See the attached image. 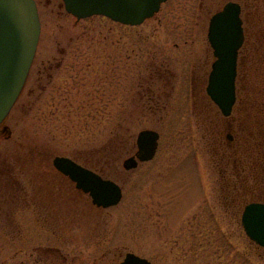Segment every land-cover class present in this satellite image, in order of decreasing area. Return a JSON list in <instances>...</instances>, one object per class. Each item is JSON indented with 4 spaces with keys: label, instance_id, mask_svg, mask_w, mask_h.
I'll return each instance as SVG.
<instances>
[{
    "label": "rangeland",
    "instance_id": "1",
    "mask_svg": "<svg viewBox=\"0 0 264 264\" xmlns=\"http://www.w3.org/2000/svg\"><path fill=\"white\" fill-rule=\"evenodd\" d=\"M35 1L40 40L0 125V264H62L55 251H44L48 245L71 251L64 264H100L108 250L109 264L127 252L153 264H264V248L241 221L246 204L264 201V173L252 166L264 141L255 133L264 123V65L252 63L249 85L240 49L228 117L206 91L215 59L209 21L230 0H167L138 25L97 14L77 19L63 0ZM231 1L247 4L245 33L257 12L264 27V0ZM157 71L175 76L155 80ZM250 91L256 106L246 101L243 109L240 98ZM153 104L160 109L150 110ZM143 129L160 132L157 153L125 169ZM58 155L117 182L121 201L94 205L56 169ZM74 253L80 257L72 261Z\"/></svg>",
    "mask_w": 264,
    "mask_h": 264
},
{
    "label": "water",
    "instance_id": "2",
    "mask_svg": "<svg viewBox=\"0 0 264 264\" xmlns=\"http://www.w3.org/2000/svg\"><path fill=\"white\" fill-rule=\"evenodd\" d=\"M167 0H64L66 9L78 19L104 15L123 24L138 25L152 17ZM241 4L227 2L210 18L208 39L215 60L209 75L207 93L225 116L232 113L237 100L239 50L245 41ZM41 33V21L35 0H0V125L18 100L29 75ZM9 137L11 131L3 129ZM160 135L154 129L141 130L138 150L126 158L123 166L133 169L139 161L154 157ZM54 165L69 176L76 187L88 193L100 207L118 204L122 187L111 179L78 164L66 156H56ZM242 225L248 237L264 247V202L248 203L242 213ZM119 264H151L145 257L128 252Z\"/></svg>",
    "mask_w": 264,
    "mask_h": 264
},
{
    "label": "trees",
    "instance_id": "3",
    "mask_svg": "<svg viewBox=\"0 0 264 264\" xmlns=\"http://www.w3.org/2000/svg\"><path fill=\"white\" fill-rule=\"evenodd\" d=\"M255 4L257 5H260L262 0H252ZM254 4V5H255ZM249 5V4H248ZM247 7V4L243 7L245 8ZM255 14V12L252 14V16ZM263 14V15H262ZM249 16V14H248ZM248 16H246V19L248 21ZM259 17L261 19H264V12L259 14ZM252 18V31H249V27H246V39L247 37L249 38L250 36L252 37L250 40L253 41V43L251 44L249 41H247V44L245 46H242V50H244L243 54H244V59L242 58L243 62H242V65H247L248 67L244 68L242 74H241V78H244L246 80H248V84L250 85L251 81H249V77H250V72L252 73V75L255 74V67L253 66V64L255 63H259V64H263L264 65V27L260 26V24H258V12L256 13V15L254 17H251ZM251 18H250V21H251ZM255 27H258V29H255ZM246 43V41H245ZM248 44L250 45V48L248 46ZM247 48L248 51L246 50ZM255 55H256V58H257V61L255 62ZM240 56V55H239ZM254 56V61L252 62V58ZM249 62L251 63L249 65ZM253 63V64H252ZM239 64H241L239 62ZM258 64V65H259ZM262 65V66H263ZM249 66H250V69H249ZM250 70V72H248ZM239 73V71H238ZM248 89V87H247ZM250 98L246 97L247 100H243L242 98H240V103L239 105H241V107L243 109H248V107H251V106H256V96L254 97L253 95V92L250 91ZM244 98V96H243ZM248 101V107H247V102ZM263 104H261V106H264V102H262ZM250 105V106H249ZM260 110H263L264 111V107H260ZM241 111V110H240ZM258 120V119H257ZM259 125L256 126V135H257V140L258 139H264V123H258ZM252 127L251 128V133L254 132V122L252 124ZM245 131V129H244ZM254 135V133H253ZM259 146H257L258 150H259V156H260V162L259 164H256V162L252 161V166L253 168H257L256 165H258V169L260 170V173L263 172L264 173V141L263 142H260L258 143ZM230 144H227V147L228 149L231 148L229 147ZM243 162V160H242ZM249 170H251L249 168ZM252 171V170H251ZM256 175V174H255ZM259 246V245H257ZM260 248H264V247H261L259 246Z\"/></svg>",
    "mask_w": 264,
    "mask_h": 264
},
{
    "label": "flooded vegetation",
    "instance_id": "4",
    "mask_svg": "<svg viewBox=\"0 0 264 264\" xmlns=\"http://www.w3.org/2000/svg\"><path fill=\"white\" fill-rule=\"evenodd\" d=\"M158 73H153V75H152V78H154V77H157L155 80H164V81H166V80H170V79H173L174 78V74L172 73V72H170V71H167V72H165V71H157ZM156 75V76H155ZM152 94H155V93H152ZM152 97V96H151ZM142 98H143V96H142ZM153 100V99H152ZM154 101V100H153ZM150 106H153V108L152 107H150V110L151 109H153V110H158V109H160V107L157 105H150ZM164 106V105H163ZM160 137H161V134H160ZM228 137H229V139L230 140H232L233 139V137L231 136V135H228ZM229 144V143H228ZM230 145H231V143H230ZM159 147V146H158ZM73 159V158H72ZM76 161V160H75ZM77 162V161H76ZM79 163V162H78ZM81 164V163H80ZM85 167H87V166H85ZM87 168H89V167H87ZM89 169H91V170H94V169H92V168H89ZM95 171V170H94ZM64 175V174H63ZM65 176V178H67L68 180H70L66 175H64ZM72 182V181H71ZM73 183V182H72ZM75 189H77L76 187H75ZM77 190H79V189H77ZM79 191H81V190H79ZM47 219V218H46ZM48 220V219H47ZM65 240V239H64ZM63 240V242L64 243H66L65 241ZM36 248V247H35ZM42 248V247H41ZM45 249L46 250H44V249H40V250H44L45 252L46 251H51V252H56L57 254H56V257H58L59 256V259H61V262H62V264H64V263H66L67 262V260L69 259V257H68V255H72L71 254V251H63V249L64 248H62V247H60V246H57V245H48V246H45ZM37 250H38V248H37ZM53 250V251H52ZM97 250V249H96ZM36 251V250H35ZM91 252H93V250H91ZM96 252V251H95ZM106 253V251L105 252H103V253H101V255H102V258H103V260L105 259V257H106V255L108 254L109 255V250H108V252H107V254H105ZM80 257V254H78V253H74L73 254V257H71V259L70 260H76V258L77 257ZM93 255H90V257H92ZM63 259V260H62ZM93 259H99L98 257L96 258V256L93 258ZM108 259V258H107ZM107 259H106V261L105 262H103V260H102V262L100 263V264H106V262H108L107 261ZM43 261H44V258H43ZM48 264H52V263H48ZM107 264H109V262L107 263Z\"/></svg>",
    "mask_w": 264,
    "mask_h": 264
}]
</instances>
